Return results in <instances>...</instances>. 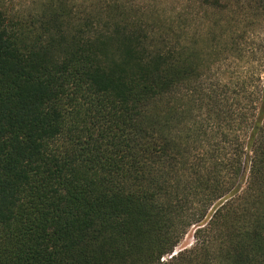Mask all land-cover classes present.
<instances>
[{"label":"trees","instance_id":"obj_1","mask_svg":"<svg viewBox=\"0 0 264 264\" xmlns=\"http://www.w3.org/2000/svg\"><path fill=\"white\" fill-rule=\"evenodd\" d=\"M0 264H264V0H0Z\"/></svg>","mask_w":264,"mask_h":264},{"label":"snow or ice","instance_id":"obj_2","mask_svg":"<svg viewBox=\"0 0 264 264\" xmlns=\"http://www.w3.org/2000/svg\"><path fill=\"white\" fill-rule=\"evenodd\" d=\"M137 3H151V4H174V3H179V4H190L193 2V0H136ZM197 2H199V0H197ZM228 2H230L233 7H239L240 5H244L245 7L248 6L249 3L252 2V0H228ZM173 256H175L176 254L173 253Z\"/></svg>","mask_w":264,"mask_h":264},{"label":"rangeland","instance_id":"obj_3","mask_svg":"<svg viewBox=\"0 0 264 264\" xmlns=\"http://www.w3.org/2000/svg\"><path fill=\"white\" fill-rule=\"evenodd\" d=\"M194 242H195V240H194V229L191 228L190 230H188V232L182 238V240L180 241V243L178 244V246L176 247V249L174 250L173 253L177 254L178 252H180L182 250L191 248L194 245ZM172 254H171V256H173ZM171 256L164 257L163 261L166 262Z\"/></svg>","mask_w":264,"mask_h":264}]
</instances>
